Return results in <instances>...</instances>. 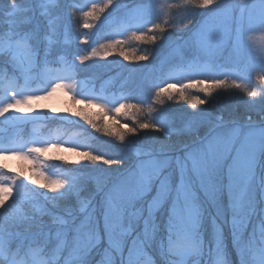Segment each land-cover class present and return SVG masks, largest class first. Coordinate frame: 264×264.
<instances>
[{
	"label": "snow or ice",
	"instance_id": "1",
	"mask_svg": "<svg viewBox=\"0 0 264 264\" xmlns=\"http://www.w3.org/2000/svg\"><path fill=\"white\" fill-rule=\"evenodd\" d=\"M256 33L264 0H7L0 124L22 133L0 139V264H264ZM90 68L110 73L99 90L76 80ZM57 90L87 108L38 103ZM222 97L227 116L211 110Z\"/></svg>",
	"mask_w": 264,
	"mask_h": 264
},
{
	"label": "rangeland",
	"instance_id": "2",
	"mask_svg": "<svg viewBox=\"0 0 264 264\" xmlns=\"http://www.w3.org/2000/svg\"><path fill=\"white\" fill-rule=\"evenodd\" d=\"M2 2L5 4V6L7 7V0H2ZM169 2H172V0H169ZM176 16V20L179 21L181 19V13L180 12H176L175 13ZM255 35V39L257 41V43L264 41V33H256ZM136 53H140L141 51V47H136L135 48ZM145 51V50H144ZM143 51V52H144ZM142 52V53H143ZM159 52V49H157V53ZM144 54V53H143ZM109 61H112V57L108 58ZM117 60L121 59L119 57H116ZM87 63V62H86ZM127 63V62H125ZM141 63H147V62H141ZM94 70V69H92ZM102 70L106 71V69L102 68ZM88 73H85V75H89L93 74L91 73L92 71H90V69H87ZM108 75H110V73H108ZM175 80H173L172 82H176V80H183L185 77V73L183 72H175ZM92 76L97 77V79L93 80L91 83L87 81H85V90H87L88 88H95L97 90H99L101 88V85L103 83L104 80L106 79H98L99 75L98 74H94ZM103 80V81H101ZM77 81H81L80 79ZM38 85H34L33 87H37ZM195 91V90H194ZM224 101L223 105L227 104L226 106H222L220 108H218V111L224 110L225 111V115H229L228 112H231V105L233 103V98H229V97H224ZM225 102V104H224ZM40 105L42 106H46L47 108H73V109H86L87 106L84 103H81L79 101V99L77 100H73L69 95H65L64 91L61 90H57V93L49 98L46 101H40L38 102ZM89 111L91 113H98L100 112V109L96 108V107H92L91 109H89ZM240 112L242 111L241 109L239 110ZM242 118V117H241ZM105 119H107V117L105 116ZM123 122V121H122ZM39 126L41 128V131L44 133L45 136H50L54 141L57 140H63V141H70L72 139L75 138H79L80 141L82 143H88L90 142L86 135H84V130L82 128L76 127V126H72L69 124H52V125H48L47 122L45 121H36L33 124L28 125V131H31L34 127ZM22 133L21 129H16L13 128L7 124H0V139H9V138H15L20 136ZM83 138V139H82ZM71 145L66 143L65 144V150L67 149V147H70ZM65 154L69 155V153H67L65 151ZM21 162H25L27 165V168H29L28 166H30V162L29 161H25L19 157H9L7 160H4L3 163H6L9 165L10 168L13 169V165L15 164H19ZM25 166V165H23ZM18 170H20V167H16Z\"/></svg>",
	"mask_w": 264,
	"mask_h": 264
},
{
	"label": "trees",
	"instance_id": "3",
	"mask_svg": "<svg viewBox=\"0 0 264 264\" xmlns=\"http://www.w3.org/2000/svg\"><path fill=\"white\" fill-rule=\"evenodd\" d=\"M5 7H6L5 4L2 2V0H0V9H3ZM98 42H102V41H98ZM144 50H145V48L141 47V51L143 52ZM142 52H140L138 54H143L145 51L143 53ZM92 69H94V70H92ZM90 71H92L91 73H93V74H90V76H92L94 74H98L99 75L98 79H103L104 80V79H106L109 76L108 75V72L102 70V68H90ZM85 73H88L87 70L85 71ZM85 73L82 74V75H80V76H77L76 77V80H79L80 79L81 81H84V82L87 81L90 76L89 75H85ZM103 80H101V81H103ZM192 94H200V93H197L196 91L192 90ZM200 95L203 98V94H200ZM224 99L225 98L222 97L220 101L215 102L211 106V110H213L214 112H216L218 110V108H220L222 106H226L227 104H225V102H224L225 105H223V102H222V101H224ZM182 110L183 109L181 107H178V106H174L173 109H172V111L176 112L177 114L179 112H181ZM241 110L242 111L241 112L239 111L237 114L240 115L243 118V109H241ZM229 113H231V112H228V114ZM69 155H71V154L69 153ZM23 165H25V166H23ZM26 165L27 164L25 162H21L19 164L13 165V169L14 170H18L16 167H20V169H28ZM28 167L30 168V166H28Z\"/></svg>",
	"mask_w": 264,
	"mask_h": 264
}]
</instances>
